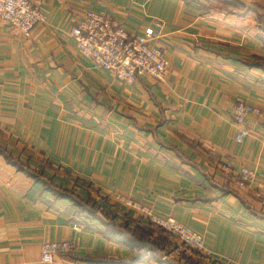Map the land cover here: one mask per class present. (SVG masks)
Segmentation results:
<instances>
[{"label":"crops","instance_id":"crops-1","mask_svg":"<svg viewBox=\"0 0 264 264\" xmlns=\"http://www.w3.org/2000/svg\"><path fill=\"white\" fill-rule=\"evenodd\" d=\"M31 1L45 20L29 34L0 18V264H264V0ZM85 10L129 34L157 29L163 80L124 84L83 56L69 30ZM238 101L261 113L237 124ZM242 168L255 176L239 187ZM117 194L198 232L204 250ZM109 219L155 239L161 261L131 262ZM45 241L70 247L43 262Z\"/></svg>","mask_w":264,"mask_h":264},{"label":"built area","instance_id":"built-area-1","mask_svg":"<svg viewBox=\"0 0 264 264\" xmlns=\"http://www.w3.org/2000/svg\"><path fill=\"white\" fill-rule=\"evenodd\" d=\"M0 18L29 34L34 24L45 20V14L31 0H0ZM155 26L161 27V24L155 23ZM69 33L83 56L89 58L94 65L110 72L119 82L132 84L138 76H150L157 80L164 78V52L155 43L159 31L152 26L145 27L140 33L129 34L118 21L103 13L85 10ZM260 113L258 106L245 101H238L232 110L237 124H243L249 114ZM246 134L247 129L242 127L236 141L241 142ZM254 176L253 170L242 168L236 180L237 186H246L254 180ZM116 197L125 207L138 212L153 226L175 235L188 248L204 250V239L198 232L171 216L159 215L150 206L131 197L121 194ZM262 204L264 205V200ZM69 247L67 241H45L41 248V260L49 262L55 252Z\"/></svg>","mask_w":264,"mask_h":264},{"label":"trees","instance_id":"trees-1","mask_svg":"<svg viewBox=\"0 0 264 264\" xmlns=\"http://www.w3.org/2000/svg\"><path fill=\"white\" fill-rule=\"evenodd\" d=\"M80 206L81 209H88L83 203H81ZM89 210L92 211V208ZM105 229L106 230L104 232L106 235L120 239L137 249V255L131 259V262L143 258L147 253L155 255L154 257L157 258L159 262L161 261L159 252L162 247L155 239L151 240L143 234L137 233L135 231L136 229H130L124 224L114 222L112 219H109L105 224Z\"/></svg>","mask_w":264,"mask_h":264},{"label":"rangeland","instance_id":"rangeland-1","mask_svg":"<svg viewBox=\"0 0 264 264\" xmlns=\"http://www.w3.org/2000/svg\"><path fill=\"white\" fill-rule=\"evenodd\" d=\"M173 235V234H172ZM175 236V235H174ZM176 237V236H175Z\"/></svg>","mask_w":264,"mask_h":264}]
</instances>
